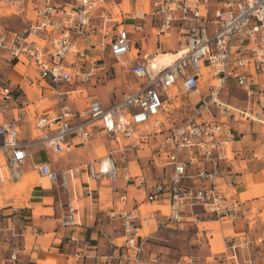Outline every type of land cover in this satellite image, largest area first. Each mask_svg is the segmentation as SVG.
<instances>
[{
    "label": "built area",
    "instance_id": "1",
    "mask_svg": "<svg viewBox=\"0 0 264 264\" xmlns=\"http://www.w3.org/2000/svg\"><path fill=\"white\" fill-rule=\"evenodd\" d=\"M123 2L0 0V60L33 69L35 76L29 83L48 90L55 103L49 113L32 120L40 134L33 140H21L20 89L0 83V115L18 110L15 117L0 123V153L11 179L30 163L37 178L46 177L68 190L72 170L55 171L48 162L33 164L32 145L62 155L100 130L117 146L106 155L110 162L106 172H101V161L89 162L84 172L90 178L106 176L114 184L121 175L114 153L124 154L159 135L149 159L159 174L151 182L138 178L144 201L157 208L143 211L136 205L126 210V189L119 191L116 207L107 215L122 219L123 240L111 243L104 262L110 258L139 264L146 258L148 264H160L162 257L148 251L152 234L144 231L155 221V212H161L176 228L204 215L227 221L245 217L241 202L219 185L234 160L233 144L243 134L237 133L234 124H257L264 129V0H130L127 11ZM11 17L20 20L22 27L10 29L3 19ZM146 19L157 27V35L169 34L177 26L184 30V52L171 64L154 69L149 54L138 57L130 32L142 33ZM105 52L128 74L127 90L107 106L91 96L83 110L75 109L72 92L81 93L85 87L111 78L112 65L95 67ZM232 88L244 93L243 108L225 100V92ZM181 95L186 97L183 105L189 107L190 115L175 123L168 108L177 104ZM128 176V171L123 172L122 177ZM91 194L87 189V196ZM74 199L66 204L61 227L80 225ZM19 210L0 192V220L11 221L10 238L23 237L26 225L20 221L18 229L14 227ZM8 241L11 247L1 264H17L21 245ZM254 241L261 238L233 237L221 252L203 260L185 254L178 262L235 264L233 251L247 249ZM83 245L90 247L88 241ZM247 261L255 264L256 260Z\"/></svg>",
    "mask_w": 264,
    "mask_h": 264
},
{
    "label": "crops",
    "instance_id": "2",
    "mask_svg": "<svg viewBox=\"0 0 264 264\" xmlns=\"http://www.w3.org/2000/svg\"><path fill=\"white\" fill-rule=\"evenodd\" d=\"M156 32L157 27L155 25L152 26L149 19H146L144 21L143 32L140 33V37L138 39L133 36V34L138 32H130V38L134 44L133 48L135 50H138L139 58H142L144 54H149L151 56L149 58L151 61L153 55L160 52H176L184 48V30L179 26L173 27L169 34L157 35ZM161 40H163V43H161ZM139 41H141V44ZM111 60L112 59L110 58L108 53L105 52L101 60L95 63V67L97 68H101L106 65L113 66L111 80H105L100 84H96L95 87L87 86L84 88V90H82L81 93H71V97L75 96V100L72 104L75 109L83 110L88 98L91 96H95V98L99 99L103 105L107 106L110 104L111 100L119 98L120 95L127 90V81L130 79L128 74L124 72L119 64L112 63ZM1 65L9 69L5 74V78H0V83H5L13 87L18 86L21 92L20 101L22 105L20 107V113L24 116V121L20 127V139L33 140L40 134V131L34 128L32 120L36 117L49 113L51 109L54 108L55 103L52 100V97L50 96V92L48 90L36 89L29 83V81L35 76V72L33 69L20 64L8 65L4 60H0V69ZM88 67L89 65H87V68ZM3 73L4 72L2 71V74ZM109 81L111 83L108 84L109 86L107 87V90H109L108 92L110 94L107 98L101 94L100 90L101 87H103L107 82L109 83ZM191 100H195V97H191ZM17 113L18 110L14 109L2 113L0 115V123L15 117ZM252 125L255 124H234L237 133L240 134L242 132L243 134H241V139L233 144L235 156L234 160L231 164L230 170L224 172L223 176L220 179L219 185L220 189L224 192H235V198L242 204L243 213L245 215L244 219L239 221L210 219L203 222L201 221V224L198 225L200 229H204V227L202 226H204L205 223H217L218 234L223 245V250L226 249L227 241L233 237H241L244 235L249 236L250 234L256 237L257 235L261 234V229L264 230V225L260 220H257V222L255 221L253 227H251L248 220L253 205H257L258 203L259 205H261V198L257 196H252L249 198H237L236 195L246 188L244 182L245 176L262 173V171L244 172V169H242V164L246 168L247 166H250V162L253 161V159L259 158V156L257 155L264 153V129L258 125L260 129L258 128V131H256V127ZM253 134L255 135V139H253L252 137ZM158 137L159 135L150 136L147 142L139 143L138 146L140 148L147 147L152 157L153 152L155 151V144L158 140ZM95 141L101 142L104 148L105 146L106 149L108 148L106 150V155L111 149H114L117 146L113 141H109L103 132L97 130L93 138H91L83 145L75 146V148L71 152H77L81 148L86 147L88 144L94 146ZM124 142L126 143L127 141ZM91 146L89 147L90 149H92ZM37 150H43L45 151V154L42 159L35 161L33 158V154ZM30 152L31 162L33 164L48 162L51 166L52 161L50 156L54 154H51L41 145H32L30 147ZM135 152L137 156V150ZM98 156L99 158H103L105 156L104 152L102 150L99 151ZM89 162L90 161L85 163L88 164ZM85 163L79 162L77 165L60 169H71L73 172V178L69 182V188L68 190H64L68 193V195H66V197H64V199L62 200V202L64 203V207L61 201L54 202L53 187L58 189L60 188L59 184L49 183L45 179H35V182L37 183L35 186H29L19 196H17L20 197L22 194H27L26 197L28 198V200L25 205L20 208L19 213L14 217V227L15 229H18L20 221H22L26 226L23 230L22 238H10L11 221L7 219V222L3 223V225L6 224V226L0 228V230L3 232L0 233V249H3L2 254L0 250V264L2 263L3 258H5L6 251L8 252L9 248L11 247L9 241L4 243L2 238L5 236L9 239H12L14 243L20 242L21 246L17 249V264H46V258H48L47 256H50V259L56 258L55 264H126L120 260L115 261L110 258H108L107 260L108 263L104 262L106 256L109 255L111 243H115L114 241L122 238L123 235H119V237H116L114 239H108L106 234H104L103 237L100 236L101 233L99 234L98 231L100 229L99 221L102 219V217H100L102 216L101 213L108 214L111 209H114L116 207V197L118 196L119 191L122 188L126 189V210L136 205H140V208L143 207V211L156 209L157 206L148 204L144 201V193L140 189H138V178L142 176L148 178V182H151L152 177L158 176V170L155 171L154 174H151L145 171L142 172V170L139 169L140 173L129 175L131 176V180L127 186L124 184L123 187H113V189L116 188L117 190L114 191V197L112 198V200H110L109 206L103 208L104 205H101L102 203H99L97 204V207L95 206L94 208L89 207L86 210H79L80 225L73 227H61L60 222L67 212L66 204L76 197L75 187L73 183L74 179L77 176L79 169H82L86 166ZM25 166L31 170L30 163H25L23 168ZM127 171L129 173L128 168ZM79 173H81V176L85 174L83 169ZM27 174L28 173L23 174L20 179L15 182V184L21 181ZM116 184L117 183H115V185ZM87 189H90L89 184H87ZM246 189L249 190V188ZM97 213L101 215H98ZM92 217L94 219L93 223L89 224V222L92 220ZM154 219L155 221L151 222L144 230L145 232H150L152 234L150 241L148 242V251L159 254L162 257V262L160 264H180V262H178L177 260L171 259V257H169L166 247L158 242L157 238L159 237L157 236V233L171 232L174 231V229H180L188 224V222H185L179 228H176L172 223L167 222L163 214L158 211L154 213ZM139 221L140 219H137L135 222L139 223ZM3 222L5 221L3 220ZM208 231V229H205V243L209 249L208 254L205 256L217 253L212 251V247L215 242L210 243V240L213 239V235L212 232L210 233ZM70 237L76 238V241L69 242L68 238ZM87 241L90 244V247L88 249L83 245V242ZM196 242H200L198 237ZM120 243L121 242L115 244ZM3 244H5V247H3ZM139 264H148V261L146 258H143V260Z\"/></svg>",
    "mask_w": 264,
    "mask_h": 264
},
{
    "label": "rangeland",
    "instance_id": "3",
    "mask_svg": "<svg viewBox=\"0 0 264 264\" xmlns=\"http://www.w3.org/2000/svg\"><path fill=\"white\" fill-rule=\"evenodd\" d=\"M3 22L7 24V26L10 29L17 30L20 27H22V22L18 19L14 18H5L3 19ZM134 37L137 39L140 37V33H135L133 34ZM161 43H163V40H161ZM112 63H116L114 60H111ZM9 68L4 67L1 65V71L4 73L0 75V78H5V74L8 72ZM112 77V76H111ZM118 77V76H117ZM112 78H108L106 80H111ZM107 82L103 87H101V94L105 97L108 98V95L110 94L107 90V87L110 84ZM225 100L230 103L233 106H236L238 108H243L245 106V96L244 93L238 89V88H232L231 90H228L224 94ZM186 97L180 96V101L177 102V104L171 105L168 109L170 111V119L171 121L175 123H179L183 120H185L189 115V107L183 105V101H185ZM247 126V125H246ZM256 127V131H258L259 126L258 125H252ZM243 127V126H242ZM241 127V128H242ZM260 129V128H259ZM253 139H255V135L253 134ZM262 138V137H261ZM124 142V141H123ZM128 142V141H127ZM125 143V142H124ZM91 145H87L84 148H81L77 152H71V153H65L62 155H51V167L55 171H59L60 169L63 168H68L74 165H77L79 162H94L97 163L100 161V158L98 156L99 151H103L104 155L106 156V146L102 145L101 142L95 141L94 146H91L92 149H90ZM137 150V156H136V151ZM45 151H40L37 150L33 154V158L35 161H38L44 157ZM258 159H253V161L250 162V166H245L242 164V169H244V172L247 171H262L264 173V153H261L259 155ZM122 157H124L122 161ZM151 157V153L147 147H142L140 148L137 146L136 148H133L131 151L124 152L123 153H114V159L115 162L118 166V169L121 173L120 177L118 178V182L115 185L110 183L108 178L106 176H101L99 178H90L86 176L85 174L81 176V173H79L82 169L80 168L79 172L77 173V176L74 179V187H75V192H76V197H75V204L78 206L79 210H86L89 207H97V204L102 203L101 205H104V207H107L110 205V200L114 197V189L113 187L116 186V188L123 187L124 184L127 186L131 180V176L128 177H122L123 172L127 171V168L129 169L128 175H134L136 173H140V170L154 174L155 171L151 168L149 165V159ZM86 164V163H85ZM159 174V171H157ZM23 177H33V181L29 183V185L26 187V189L29 186H35L37 183L35 182V175L34 173H31V170L28 169L26 166L23 168V174H26ZM22 174V175H23ZM18 176L16 179H11L8 170L6 168V164L4 161V157L0 153V179H4L2 182H0V192L2 193L3 197L7 199V201L13 202V204L19 208H22L23 205L27 202L28 198L26 197L27 194H22L20 197L19 196L23 191L16 193L13 192V189L15 188V182L20 179L22 176ZM35 176V177H34ZM37 178V177H36ZM38 179V178H37ZM87 184H89V188L92 192L91 197L87 196ZM246 187V186H245ZM259 189H262L261 194L259 195H253L252 193L245 194L241 198H249L252 196H257L261 198V205L259 203L256 205L254 204L252 207L251 214L248 218L251 227L254 226L255 221L260 220L261 223L264 225V182L259 183ZM247 188V187H246ZM243 189V192H246L248 189ZM25 189V190H26ZM249 190H251L249 188ZM248 190V191H249ZM11 191V192H10ZM116 191V190H115ZM122 191V189L120 190ZM231 194L235 195V192H231ZM68 193L64 191L61 188L56 189L53 187V196H54V202L56 201H61L66 197ZM237 195V198H240V196ZM117 199V197H116ZM63 207L64 203L62 202ZM151 208V207H150ZM154 208V207H152ZM141 210H144L143 207H141ZM98 214V213H97ZM102 219L99 221V234L100 236H104L103 234L107 235L108 239H114L116 237H119V235H123V230H122V219L120 217H109L106 213H101ZM98 214V215H101ZM8 218H5V222L3 220H0V228H3L6 226V224L3 225V223H6ZM214 219L212 216L204 215L201 216L196 220V222H188L184 227L180 229H174V231L171 232H162V233H157V238L158 242L161 243L164 247H166V250H168L169 257L174 260H179L183 255L185 254H193L199 257L201 260H203L208 254V247L206 246L205 243V229H208V232H212L213 239L210 240L211 242H215L216 247H212L213 252H221L223 251V245L220 241V237L218 234V224L217 223H205L204 224V229H200L198 227L199 223L202 221ZM93 217L92 220L89 222V224L93 223ZM190 224V225H189ZM0 233H3L2 231ZM115 233V234H113ZM118 233V234H117ZM112 234V235H111ZM118 235V236H117ZM210 235V234H207ZM111 236V237H110ZM197 237L199 238V243L196 242ZM250 238H261V241H254L253 243L250 244V246L245 249H239L233 251L234 255V260L235 264H249L248 263V258H255L256 264H264V230L261 229V234L257 235L256 237L252 236L251 234L249 235ZM4 243L9 240L8 237H3L2 238ZM123 238H119L115 240V243L121 242L122 243ZM20 243V242H19ZM3 247H5V244H3ZM1 250V254L3 253V249ZM8 252L6 251L5 257H7ZM205 256V257H203ZM55 258V257H54ZM56 263V258L55 259H50L48 263L46 264H55ZM24 264V263H23Z\"/></svg>",
    "mask_w": 264,
    "mask_h": 264
},
{
    "label": "bare ground",
    "instance_id": "4",
    "mask_svg": "<svg viewBox=\"0 0 264 264\" xmlns=\"http://www.w3.org/2000/svg\"><path fill=\"white\" fill-rule=\"evenodd\" d=\"M122 7H123L124 11L130 10V8H131L130 0H124V2L122 4ZM183 52L184 51H182L180 49V50H178L176 52H160L158 54H155V55H153V57L151 58V61H150L151 67L156 69L158 67L169 65L176 58H178ZM100 161H101V165H100L101 172H106L110 162L108 161L106 156H104L103 158H100ZM35 179H37V178L35 177ZM38 179H45L46 181L51 183L46 177H40ZM1 181H2V179H0V182ZM31 181H33V177H31V176L29 177L28 176V177L22 179L21 181L17 182L16 185H15V188L13 189V192L19 193L21 191H24L26 189V187L29 185V183H31ZM244 182H245V186L247 188H250L251 190H249V191L247 190L246 192H243V193L242 192L237 193L238 196L243 197L245 194H247V192L248 193H252L253 195H259V194H261L262 189H259L258 186H259V183H263L264 182V173L262 172V173H259V174H256V175L245 176L244 177ZM200 224L201 223H199V225ZM213 247L215 248L216 244H214ZM47 257L48 258H46V263H48L49 260H50V256H47Z\"/></svg>",
    "mask_w": 264,
    "mask_h": 264
}]
</instances>
